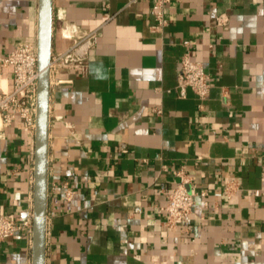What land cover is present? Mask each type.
I'll use <instances>...</instances> for the list:
<instances>
[{"label": "crops", "instance_id": "obj_1", "mask_svg": "<svg viewBox=\"0 0 264 264\" xmlns=\"http://www.w3.org/2000/svg\"><path fill=\"white\" fill-rule=\"evenodd\" d=\"M151 4L52 0L51 59L95 38L83 68L49 77L45 264H264V0H169L158 32ZM37 8L0 0V60L36 40ZM186 51L210 78L203 109L173 90ZM33 151L19 119L0 130V216H32ZM180 167L207 194L170 229L165 193ZM0 264H31V236L0 241Z\"/></svg>", "mask_w": 264, "mask_h": 264}, {"label": "built area", "instance_id": "obj_2", "mask_svg": "<svg viewBox=\"0 0 264 264\" xmlns=\"http://www.w3.org/2000/svg\"><path fill=\"white\" fill-rule=\"evenodd\" d=\"M169 0H152L150 13L154 23L152 31H161L167 24L165 9ZM220 23V21H219ZM94 33L82 36L69 50L50 60V73L60 65H70L83 68L81 63L86 48L94 40ZM188 45V41H183ZM10 67L11 85L9 88L0 86V130L10 125L15 119L23 124L29 133L35 131L36 118V87H37V47L35 39H22L0 60V69ZM211 82L200 61L190 58L189 52H184L179 61L176 83L173 86L178 97H185L191 91L198 100V108L203 109V101L210 91ZM169 92L171 89H163ZM226 94V89H222ZM153 112L160 114L161 109L153 108ZM178 177L171 189L165 193L166 200L163 206L167 214L165 226L174 229L192 212L196 196H205L204 190H198L193 178L186 173L183 167L174 171ZM238 183L234 179H227L223 190L227 197L237 189ZM63 198L69 201L74 190L68 181L61 184ZM32 216L21 221L7 216H0V241L15 233H26L31 236Z\"/></svg>", "mask_w": 264, "mask_h": 264}, {"label": "water", "instance_id": "obj_3", "mask_svg": "<svg viewBox=\"0 0 264 264\" xmlns=\"http://www.w3.org/2000/svg\"><path fill=\"white\" fill-rule=\"evenodd\" d=\"M36 47L38 77L33 151L31 264H45L52 0H38Z\"/></svg>", "mask_w": 264, "mask_h": 264}]
</instances>
